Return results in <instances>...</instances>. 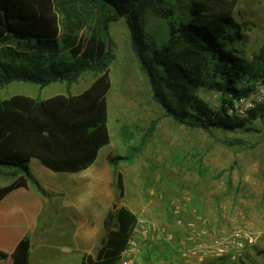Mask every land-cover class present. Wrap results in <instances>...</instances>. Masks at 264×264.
Wrapping results in <instances>:
<instances>
[{
  "label": "trees",
  "instance_id": "obj_1",
  "mask_svg": "<svg viewBox=\"0 0 264 264\" xmlns=\"http://www.w3.org/2000/svg\"><path fill=\"white\" fill-rule=\"evenodd\" d=\"M0 0V90L21 82L41 88L53 83L68 88L85 73L98 76L83 92L47 99L14 95L0 100V174L12 171L15 179L0 186V201L20 187L36 186L28 163L37 159L54 173H78L90 167L100 149L110 144L107 127V72L110 23L123 19L130 46L150 79L153 99L176 124L206 133L252 131L264 117L257 106L244 118L229 114L234 100L248 96L253 84L264 80V48L251 58L242 54L245 24L231 11L237 0ZM175 7L179 9L176 15ZM222 10V11H221ZM158 24L146 32L147 17ZM213 92L212 108L199 90ZM152 122L125 156H108L120 198L121 162H132L152 136ZM226 146H245L240 139L223 140ZM136 215L127 207L109 211L105 235L95 256L82 264H118L127 247ZM170 255L172 245L165 244ZM30 238L25 236L0 261L28 264ZM210 264H231L219 259Z\"/></svg>",
  "mask_w": 264,
  "mask_h": 264
},
{
  "label": "rangeland",
  "instance_id": "obj_2",
  "mask_svg": "<svg viewBox=\"0 0 264 264\" xmlns=\"http://www.w3.org/2000/svg\"><path fill=\"white\" fill-rule=\"evenodd\" d=\"M171 1L175 3L176 0ZM175 10L179 15V9L175 7ZM228 11L245 24L239 49L251 58L264 48V0H237ZM157 24L156 18L149 15L146 32L151 33ZM109 37L106 69L111 84L107 94L110 144L101 149L96 166L107 170L110 167L108 156L127 155L141 142L151 123H156L142 152L132 162L118 164L124 195L118 196L113 177L114 185L109 184L108 189L116 194L109 211L125 206L136 217L148 218L164 228L166 235L172 236V244L179 245L185 234L176 226L172 211L179 205L180 217L191 219L189 212L195 210L199 216L208 219L206 227L214 230L215 236L243 230L256 237L255 245L245 251L244 258L231 264H264V117L254 121L253 130L249 132L206 133L176 124L153 99L150 79L130 46V34L123 19L110 23ZM97 76L96 73H85L69 88L60 83L41 88L14 82L0 90V100L14 95L34 99H47L67 92L77 95ZM198 95L212 108L218 107L213 92L202 89ZM228 139H240L251 148L226 146L222 141ZM105 153L107 167L102 163ZM48 172L50 176L54 174ZM3 173L0 174V185L15 179L12 171L4 170ZM108 177L111 179V173ZM104 202L105 199L103 206ZM94 207H99L98 200H92ZM152 249L155 253L151 259L159 264H210L218 260L208 255L201 261L185 262L179 255L166 252L162 239L154 241Z\"/></svg>",
  "mask_w": 264,
  "mask_h": 264
},
{
  "label": "crops",
  "instance_id": "obj_3",
  "mask_svg": "<svg viewBox=\"0 0 264 264\" xmlns=\"http://www.w3.org/2000/svg\"><path fill=\"white\" fill-rule=\"evenodd\" d=\"M100 151L95 162L78 173L51 171L55 175L50 176V170L31 159L29 171L45 195L29 185L0 201V250L10 255L28 236V264H82L85 256L94 257L116 194L108 189L114 185L111 168L96 166ZM106 155L102 159L105 167ZM92 200L99 201L98 208H92ZM0 264H12V260L8 257Z\"/></svg>",
  "mask_w": 264,
  "mask_h": 264
},
{
  "label": "built area",
  "instance_id": "obj_4",
  "mask_svg": "<svg viewBox=\"0 0 264 264\" xmlns=\"http://www.w3.org/2000/svg\"><path fill=\"white\" fill-rule=\"evenodd\" d=\"M257 106H264V80L259 79L253 84V91L246 97L233 101L229 114L243 118ZM175 215V224L184 231V238L179 245L172 244V236L166 235L161 228L148 218L136 217L132 235L127 247L120 255L118 264H159L151 259L155 251L152 249L156 240L172 245V252L180 256L185 262L201 261L205 256L227 259L236 262L244 258L245 251L253 247L256 237L243 230H234L231 233L215 236V231L207 229L208 219L191 210V219L180 217V206L175 205L172 211ZM207 236V240L204 237Z\"/></svg>",
  "mask_w": 264,
  "mask_h": 264
}]
</instances>
